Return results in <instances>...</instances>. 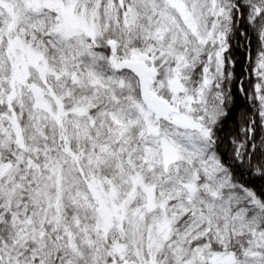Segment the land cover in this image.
Instances as JSON below:
<instances>
[{"label": "snow or ice", "instance_id": "obj_1", "mask_svg": "<svg viewBox=\"0 0 264 264\" xmlns=\"http://www.w3.org/2000/svg\"><path fill=\"white\" fill-rule=\"evenodd\" d=\"M0 264H264V0H0Z\"/></svg>", "mask_w": 264, "mask_h": 264}]
</instances>
